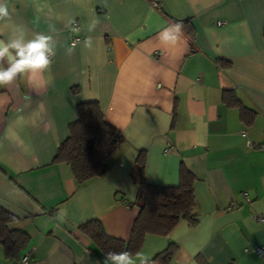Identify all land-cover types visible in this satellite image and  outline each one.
Returning <instances> with one entry per match:
<instances>
[{
  "label": "crops",
  "instance_id": "1",
  "mask_svg": "<svg viewBox=\"0 0 264 264\" xmlns=\"http://www.w3.org/2000/svg\"><path fill=\"white\" fill-rule=\"evenodd\" d=\"M152 1L4 0L0 40L23 27L56 49L45 72L0 87V205L29 234V264H109L77 227L97 218L128 239L139 207L124 200H137L142 150L149 184L177 185L181 166L194 174L196 221L146 234L137 253L151 262L175 243L167 264H264L254 251L264 244V0ZM173 19L189 20L192 35L163 41ZM225 90L255 112L250 123ZM91 100L124 142L104 175L78 185L53 158ZM1 252L0 264H18Z\"/></svg>",
  "mask_w": 264,
  "mask_h": 264
},
{
  "label": "trees",
  "instance_id": "2",
  "mask_svg": "<svg viewBox=\"0 0 264 264\" xmlns=\"http://www.w3.org/2000/svg\"><path fill=\"white\" fill-rule=\"evenodd\" d=\"M152 3L161 10L160 0H153ZM172 21L179 24L181 30L189 37L192 35L189 20ZM220 64L226 66L228 63L221 61ZM222 100L228 106L238 107L243 121L246 123L252 121L255 112L245 107L235 92L223 91ZM76 109L77 118L69 124V134L58 145L53 162L66 163L76 183L80 185L106 173L110 157L124 142V138L119 130L104 121L98 101L80 102ZM144 164L145 153L142 150L136 157L132 173L133 181L138 187L137 200L136 202L124 200L128 206L136 204L139 207L127 240L109 235L103 223L97 218L88 219L77 227L78 231L106 257L109 252L124 251L133 256L140 250L146 234L167 235L181 220H187L190 224L196 221L194 174L181 166L177 185H153L145 181ZM16 219L13 213L0 205V245L5 258L10 260H19L30 239L26 231L10 226ZM176 249L177 245L170 243L151 262L167 264Z\"/></svg>",
  "mask_w": 264,
  "mask_h": 264
},
{
  "label": "clouds",
  "instance_id": "3",
  "mask_svg": "<svg viewBox=\"0 0 264 264\" xmlns=\"http://www.w3.org/2000/svg\"><path fill=\"white\" fill-rule=\"evenodd\" d=\"M8 16L9 9L4 0H0V19ZM180 35L179 24H172L160 33L163 41L173 43ZM85 43L89 45L90 41ZM55 55V41L52 36L37 33L28 38L26 30L18 27L7 42L0 41V87L8 86L24 75H29L30 78L37 77L49 68ZM106 260L111 264H136L137 260L139 264H151L147 255L137 253L133 258L127 251L109 252Z\"/></svg>",
  "mask_w": 264,
  "mask_h": 264
},
{
  "label": "built area",
  "instance_id": "4",
  "mask_svg": "<svg viewBox=\"0 0 264 264\" xmlns=\"http://www.w3.org/2000/svg\"><path fill=\"white\" fill-rule=\"evenodd\" d=\"M223 24L222 21H218L217 25ZM80 41V36L79 35H74L72 31H69V42L71 45H75ZM257 220L260 222L264 221V216H258ZM255 253L259 256L264 257V244L257 246L254 249ZM31 258V251H26L23 254H21L18 264H29Z\"/></svg>",
  "mask_w": 264,
  "mask_h": 264
},
{
  "label": "rangeland",
  "instance_id": "5",
  "mask_svg": "<svg viewBox=\"0 0 264 264\" xmlns=\"http://www.w3.org/2000/svg\"><path fill=\"white\" fill-rule=\"evenodd\" d=\"M0 247H1V245H0ZM1 251H2L1 253H2V254H3V256H4V253H3V249H2V247H1ZM4 257H5V256H4Z\"/></svg>",
  "mask_w": 264,
  "mask_h": 264
},
{
  "label": "water",
  "instance_id": "6",
  "mask_svg": "<svg viewBox=\"0 0 264 264\" xmlns=\"http://www.w3.org/2000/svg\"><path fill=\"white\" fill-rule=\"evenodd\" d=\"M0 41H2V40H0Z\"/></svg>",
  "mask_w": 264,
  "mask_h": 264
}]
</instances>
